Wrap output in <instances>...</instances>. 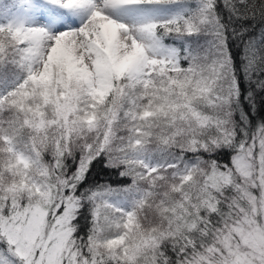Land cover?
<instances>
[{
	"label": "snow or ice",
	"instance_id": "snow-or-ice-1",
	"mask_svg": "<svg viewBox=\"0 0 264 264\" xmlns=\"http://www.w3.org/2000/svg\"><path fill=\"white\" fill-rule=\"evenodd\" d=\"M0 264H264V0H0Z\"/></svg>",
	"mask_w": 264,
	"mask_h": 264
},
{
	"label": "trees",
	"instance_id": "trees-1",
	"mask_svg": "<svg viewBox=\"0 0 264 264\" xmlns=\"http://www.w3.org/2000/svg\"><path fill=\"white\" fill-rule=\"evenodd\" d=\"M105 178H107V177H105ZM112 179L115 180V177H112Z\"/></svg>",
	"mask_w": 264,
	"mask_h": 264
}]
</instances>
